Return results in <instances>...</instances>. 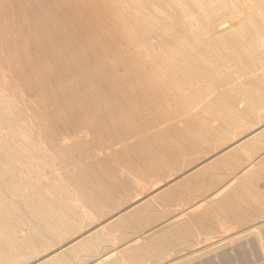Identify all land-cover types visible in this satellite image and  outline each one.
Wrapping results in <instances>:
<instances>
[{
  "label": "rangeland",
  "instance_id": "1",
  "mask_svg": "<svg viewBox=\"0 0 264 264\" xmlns=\"http://www.w3.org/2000/svg\"><path fill=\"white\" fill-rule=\"evenodd\" d=\"M0 47V264H264V0H0Z\"/></svg>",
  "mask_w": 264,
  "mask_h": 264
},
{
  "label": "bare ground",
  "instance_id": "2",
  "mask_svg": "<svg viewBox=\"0 0 264 264\" xmlns=\"http://www.w3.org/2000/svg\"><path fill=\"white\" fill-rule=\"evenodd\" d=\"M21 1V0H20ZM31 1V0H30ZM38 1V0H37ZM73 1H75V0H73ZM79 1V0H78ZM91 1V0H90ZM103 1V0H102ZM4 2V1H3ZM23 2V1H22ZM51 2V1H50ZM87 2V1H86ZM100 2H101V0H100ZM23 3H25V2H23ZM36 3V2H35ZM39 3V2H38ZM66 3V2H65ZM72 3V2H71ZM88 3V2H87ZM45 4V3H44ZM57 4V3H56ZM74 4V3H73ZM62 5V4H61ZM83 5V4H82ZM91 5H93V4H91ZM99 5V4H98ZM112 5V4H111ZM143 5V4H142ZM40 6V5H39ZM60 6V5H59ZM76 6V5H75ZM86 6V5H85ZM50 7V6H49ZM97 7V6H96ZM18 8V7H17ZM36 8V7H35ZM38 8V7H37ZM57 8H58V6H57ZM60 9L62 8V7H59ZM117 8V7H116ZM115 8V9H116ZM55 9H56V7H55ZM77 9V8H76ZM119 9V8H118ZM9 10V9H8ZM89 10V9H88ZM93 10V9H92ZM109 10V9H108ZM10 11V10H9ZM8 11V12H9ZM19 11H20V9H19ZM26 11V10H25ZM50 11V10H49ZM114 11V10H113ZM22 12V11H21ZM42 12V11H41ZM51 12V11H50ZM52 12H55V11H52ZM58 12V11H57ZM64 12V11H63ZM94 12H96V10L94 11ZM108 12V11H107ZM26 13H27V11H26ZM36 13V12H35ZM45 13V12H44ZM56 13V12H55ZM99 13V12H98ZM132 13V12H131ZM18 14V13H17ZM37 14V13H36ZM47 14V13H46ZM50 14H52V13H50ZM58 14V13H57ZM68 14V13H67ZM66 14V15H67ZM91 14H93V12L91 13ZM97 14V13H96ZM139 14V13H138ZM155 14V13H154ZM20 15V14H19ZM59 15H61V17H62V14L60 13ZM101 15V14H100ZM130 15V14H129ZM11 16V15H10ZM16 16V15H15ZM31 16V15H30ZM45 16V15H44ZM52 16V15H51ZM55 16H56V14H55ZM58 16V15H57ZM69 16V15H68ZM87 16V15H86ZM94 16V15H93ZM33 17V16H32ZM47 17V16H46ZM46 17H44V19H46ZM72 17V16H71ZM39 18H40V16H39ZM59 18V17H58ZM63 18V17H62ZM67 18V17H66ZM101 18V17H100ZM115 18V17H114ZM7 19V18H6ZM17 19V18H16ZM24 19V18H23ZM53 18L51 17V20H52ZM76 19V18H75ZM80 19V18H79ZM96 19V18H95ZM128 19V18H127ZM135 19H136V17H135ZM54 20V19H53ZM71 20V19H70ZM138 20H140V19H138ZM37 21H39V20H37ZM58 21H60V20H58ZM57 21V22H58ZM64 21V20H63ZM62 21V22H63ZM159 21V20H158ZM3 22V21H2ZM11 22V21H10ZM55 22V21H54ZM93 22V21H92ZM106 22V21H105ZM119 22V21H118ZM37 23V22H36ZM73 23V22H72ZM82 23V22H81ZM3 24V23H2ZM6 24V23H5ZM20 24V23H19ZM35 24V23H34ZM46 24V23H45ZM61 24V23H60ZM60 24H59V27L61 28V26H60ZM65 24V23H64ZM94 24V23H93ZM98 24V23H97ZM96 24V25H97ZM102 24V23H101ZM128 24V23H127ZM156 24V23H155ZM51 25V24H50ZM57 25V24H56ZM56 25H55V27H56ZM75 25V24H74ZM106 25V24H105ZM114 25V24H113ZM143 25V24H142ZM4 26V25H3ZM38 26H39V24H38ZM44 26V25H43ZM64 26V25H63ZM92 26V25H91ZM109 26V25H108ZM133 26V25H132ZM45 27V26H44ZM69 27V26H68ZM67 27V28H68ZM70 27H72V26H70ZM75 27V26H74ZM83 27V26H82ZM81 27V28H82ZM106 27V26H105ZM131 27V26H130ZM129 27V28H130ZM64 28V27H63ZM73 28V27H72ZM93 28V27H92ZM91 28V29H92ZM8 29V28H7ZM32 29V28H31ZM46 29V28H45ZM66 29V28H65ZM86 29V28H85ZM102 29V28H101ZM104 29V28H103ZM150 29V28H149ZM27 30V29H26ZM37 30V29H36ZM41 30V29H40ZM47 30V29H46ZM54 30H55V28H54ZM61 30H62V28H61ZM93 30V29H92ZM114 30V29H113ZM6 31V30H5ZM22 31V30H21ZM58 31V30H57ZM65 31V30H64ZM63 31V32H64ZM83 31V30H82ZM85 31V30H84ZM101 31V30H100ZM134 31V30H133ZM150 31V30H149ZM12 32V31H11ZM38 32V31H37ZM53 32V31H52ZM70 32V31H69ZM104 32H106V31H104ZM158 32V31H157ZM162 32V31H161ZM39 33V32H38ZM45 33V32H44ZM47 33H48V30H47ZM76 33V32H75ZM107 33V32H106ZM13 34V33H12ZM60 34V33H59ZM69 34V33H68ZM71 34V33H70ZM126 34V33H125ZM148 34V33H147ZM49 35V34H48ZM81 35V34H80ZM84 35V34H83ZM97 35H98V33H97ZM51 36V35H50ZM49 36V37H50ZM73 36V35H72ZM89 36V35H88ZM2 37H4V35L2 36ZM17 37V36H16ZM48 37V38H49ZM53 37V36H52ZM56 37V36H55ZM60 37V36H59ZM62 37V36H61ZM81 37V36H80ZM79 37V38H80ZM115 37V36H114ZM38 38V37H37ZM42 38V37H41ZM74 38H75V36H74ZM91 38V37H90ZM105 38V37H104ZM162 38V37H161ZM3 39V38H2ZM27 39H28V37H27ZM47 39V38H46ZM52 39V38H51ZM61 39V38H60ZM69 39V38H68ZM129 39V38H128ZM36 40V39H35ZM45 40V39H44ZM65 37L63 38V42L65 43ZM70 40H71V38H70ZM90 40V39H89ZM101 40V39H100ZM177 40V39H176ZM41 41V40H40ZM43 41V40H42ZM60 41V40H59ZM66 41H67V38H66ZM75 41V40H74ZM83 41H84V39H83ZM103 41V40H102ZM101 41V42H102ZM113 41V40H112ZM61 42H62V40H61ZM71 42V41H70ZM181 42V41H180ZM240 42V41H239ZM33 43V42H32ZM35 43V42H34ZM39 43V42H38ZM53 43H54V41H53ZM100 43V42H99ZM129 43V42H128ZM143 43V42H142ZM149 43V42H148ZM37 44V43H36ZM60 44V43H59ZM175 44V43H174ZM53 45V44H52ZM63 45V44H62ZM69 45V44H68ZM71 45V44H70ZM93 45V44H92ZM116 45V44H115ZM12 46V45H11ZM30 46V45H29ZM59 46V45H58ZM61 46V45H60ZM64 46H67V45H64ZM85 46V45H84ZM127 46V45H126ZM134 46V45H133ZM17 47V46H16ZM37 47V46H36ZM54 47V46H53ZM56 47V46H55ZM93 47V46H92ZM100 47V46H99ZM119 47V46H118ZM143 47V46H142ZM223 47V46H222ZM243 47V46H242ZM1 48V47H0ZM9 48V47H8ZM7 48V49H8ZM61 48V47H60ZM66 48V47H65ZM74 48V47H73ZM88 48V47H87ZM101 48V47H100ZM99 48V49H100ZM105 48H107V47H105ZM110 48V47H109ZM135 48V47H134ZM29 49V48H28ZM50 49V48H49ZM63 50H64V47L62 48ZM67 49V48H66ZM97 49V48H96ZM95 49V50H96ZM119 49V48H118ZM220 49V48H219ZM52 50V49H51ZM54 50H56V49H54ZM71 50V49H70ZM102 50H103V48H102ZM152 50V49H151ZM37 51V50H36ZM57 51V50H56ZM55 51V52H56ZM76 51V50H75ZM79 51V50H78ZM142 51V50H141ZM145 51V50H144ZM193 51V50H192ZM225 51V50H224ZM15 52V51H14ZM51 52V51H50ZM49 52V53H50ZM58 52V51H57ZM81 51H79V53H80ZM28 53V52H27ZM41 53V52H40ZM46 53V52H45ZM47 53H48V51H47ZM87 53H89V52H87ZM179 53V52H178ZM177 53V54H178ZM53 54V53H52ZM63 54V53H62ZM68 54V53H67ZM95 54V53H94ZM150 54V53H149ZM163 54V53H162ZM170 54V53H169ZM177 54H175V55H177ZM13 55H15V54H13ZM39 55H41V54H39ZM90 55V54H89ZM103 55V54H102ZM115 55V54H114ZM129 55V54H128ZM131 55V54H130ZM167 55V54H166ZM203 55V54H202ZM33 56V55H32ZM53 56V55H52ZM77 56V55H76ZM30 57V56H29ZM42 57V56H41ZM44 57V56H43ZM93 57V56H92ZM104 57V56H103ZM192 57V56H191ZM199 57V56H198ZM235 57V56H234ZM58 58V57H57ZM83 58H84V56H83ZM89 58V57H88ZM87 58V59H88ZM144 58V57H143ZM154 58V57H153ZM201 58V57H200ZM213 58V57H212ZM35 59V58H34ZM41 59V58H40ZM44 59V58H43ZM55 59V58H54ZM71 59V58H70ZM160 59V58H159ZM178 59V58H177ZM229 59V58H228ZM14 60V59H13ZM60 60H61V58H60ZM74 60V59H73ZM98 60V59H97ZM101 60V59H100ZM166 60V59H165ZM185 60V59H184ZM183 60V61H184ZM21 61V60H20ZM26 61V60H25ZM32 61H33V59H32ZM70 61V60H69ZM94 60H92V62H93ZM138 61V60H137ZM143 61V60H142ZM177 61V60H176ZM249 61V60H248ZM44 62V64H45V61H43ZM57 62H59V61H57ZM67 62H68V60H67ZM90 62V61H89ZM133 62V61H132ZM140 62H141V60H140ZM150 62V61H149ZM154 62V61H153ZM182 62V61H181ZM189 62V61H188ZM223 62V61H222ZM17 63V62H16ZM30 63V62H29ZM34 63V62H33ZM54 63V62H53ZM69 63V62H68ZM137 63V62H136ZM148 63V62H147ZM161 63V62H160ZM186 63V62H185ZM96 65H97V62L95 63ZM99 64V63H98ZM166 64V63H165ZM201 64V63H200ZM203 64V63H202ZM208 64V63H207ZM238 64V63H237ZM49 65V64H48ZM47 65V66H48ZM57 65V64H56ZM87 65V64H86ZM155 65V64H154ZM164 65V64H163ZM252 65V64H251ZM63 66V65H62ZM64 66H65V64H64ZM75 66V65H74ZM77 66V65H76ZM186 66H187V64H186ZM250 66V65H249ZM29 67V66H28ZM52 67V66H51ZM58 69H59V67L58 66H56ZM79 67V66H78ZM212 67V66H211ZM245 67V66H244ZM99 68V67H98ZM97 67L94 69V70H96V69H98ZM133 68V67H132ZM178 68V67H177ZM208 68V67H207ZM215 68V67H214ZM240 68H242V67H240ZM23 69V68H22ZM40 69V68H39ZM61 69H62V67H61ZM76 69V68H75ZM102 69V68H101ZM101 69H100V71H101ZM169 69V68H168ZM189 69H191V68H189ZM234 69V68H233ZM249 69H250V67H249ZM36 70V69H35ZM63 70V69H62ZM65 70V69H64ZM63 70V71H64ZM153 70V69H152ZM163 70V69H162ZM200 70V69H199ZM210 70V69H209ZM241 70V69H240ZM39 71V70H38ZM66 71V70H65ZM91 71V70H90ZM97 71V70H96ZM176 71V70H175ZM185 71V70H184ZM237 71V70H236ZM249 71V70H248ZM21 72V71H20ZM53 72V71H52ZM57 72V71H56ZM97 72H99V71H97ZM103 72V71H102ZM105 72V71H104ZM132 72V71H131ZM178 72V71H177ZM194 72V71H193ZM200 72V71H199ZM222 72V71H221ZM65 73V72H64ZM69 73V72H68ZM75 73H76V71H75ZM81 73V72H80ZM96 73V72H95ZM164 73V72H163ZM207 73V72H206ZM205 73V74H206ZM37 74V73H36ZM79 74V73H78ZM94 74V73H93ZM147 74V73H146ZM176 74V73H175ZM230 74V73H229ZM84 75V74H83ZM140 75V74H139ZM172 75V74H171ZM207 75V74H206ZM27 76H28V74H27ZM69 76V75H68ZM106 76V75H105ZM195 76V75H194ZM197 76V75H196ZM49 77V76H48ZM102 77V76H101ZM104 77V76H103ZM102 77V78H103ZM107 77V76H106ZM157 77V76H156ZM187 77V76H186ZM231 77H232V75H231ZM35 78V77H34ZM45 78V77H44ZM61 78V77H60ZM63 78V77H62ZM64 78H66V77H64ZM97 78V77H96ZM145 78V77H144ZM169 78V77H168ZM195 78V77H194ZM230 78V77H229ZM234 78V77H233ZM99 79V78H98ZM175 79V78H174ZM185 79V78H184ZM23 80V79H22ZM40 80V79H39ZM66 80V79H65ZM70 80V79H69ZM93 80H94V78H93ZM141 80V79H140ZM212 80V79H211ZM60 81V80H59ZM58 81V82H59ZM96 81V80H95ZM98 81V80H97ZM143 81H144V79H143ZM221 81V80H220ZM232 81V80H231ZM26 82H27V80H26ZM62 82V81H61ZM71 82V81H70ZM103 82V81H102ZM125 82V81H124ZM131 82V81H130ZM193 82V81H192ZM217 82V81H216ZM57 83V82H56ZM60 83V82H59ZM69 83V82H68ZM89 83V82H88ZM100 83V82H99ZM110 83V82H109ZM179 83V82H178ZM49 84V83H48ZM47 84V85H48ZM73 84V83H72ZM98 84V83H97ZM184 84V83H183ZM217 84V83H216ZM249 84V83H248ZM52 85V84H51ZM68 85V84H67ZM127 85V84H126ZM145 85V84H144ZM153 85V84H152ZM179 85V84H178ZM214 85V84H213ZM125 86V85H124ZM174 86V85H173ZM71 87H72V85H71ZM113 87V86H112ZM138 87V86H137ZM176 87V86H175ZM251 87H253V86H251ZM264 87V86H263ZM124 88V87H123ZM127 88H129V87H127ZM153 88V87H152ZM66 89V88H65ZM100 89V88H99ZM117 89H119V87L117 88ZM148 89V88H147ZM77 90V89H76ZM75 90V91H76ZM91 90V89H90ZM112 90V89H111ZM121 90V89H120ZM196 90V89H195ZM205 90V89H204ZM36 91V90H35ZM79 91V90H78ZM92 91V90H91ZM105 91V90H104ZM123 91V90H122ZM188 91V90H187ZM211 91V90H210ZM232 91V90H231ZM239 91V90H238ZM252 91V90H251ZM72 92V91H71ZM77 92V91H76ZM85 92V91H84ZM135 92V91H134ZM184 92V91H183ZM87 93V92H86ZM101 93V92H100ZM105 93V92H104ZM111 93V92H110ZM169 93V92H168ZM205 93V92H204ZM225 93V92H224ZM72 94V93H71ZM129 94V93H128ZM229 94V93H228ZM78 95H79V93H78ZM101 95H102V93H101ZM122 95V94H121ZM161 95V94H160ZM172 95V94H171ZM181 95V94H180ZM190 95V94H189ZM197 95V94H196ZM205 95V94H204ZM203 95V97H205ZM63 96V95H62ZM91 96H93V94L91 95ZM134 96V95H133ZM137 96V95H136ZM150 96V95H149ZM154 96V95H153ZM262 96V95H261ZM104 97H105V95H104ZM111 97H112V95H111ZM129 97V96H128ZM178 97V96H177ZM182 97V96H181ZM255 97V96H254ZM257 97V96H256ZM120 98V97H119ZM216 98H218V97H216ZM234 98V97H233ZM247 98H248V96H247ZM251 98V97H250ZM89 99V98H88ZM108 99V98H107ZM106 99V100H107ZM109 99H110V97H109ZM144 99V98H143ZM146 99V98H145ZM154 99V98H153ZM193 99V98H192ZM195 99V98H194ZM62 100V99H61ZM73 100V99H72ZM96 100V99H95ZM94 100V101H95ZM118 100V99H117ZM116 100V101H117ZM172 100V99H171ZM180 100V99H179ZM183 100V99H182ZM237 100V99H236ZM79 101H81V100H79ZM103 101V100H102ZM136 101H137V98H136ZM186 101H188V99L186 100ZM195 101V100H194ZM219 101V100H218ZM218 101H217V103H218ZM221 101V100H220ZM249 101H250V99H249ZM257 101V100H256ZM90 102V101H89ZM109 102V101H108ZM112 102V101H111ZM123 102V101H122ZM193 102V101H192ZM201 102V101H200ZM114 103V102H113ZM130 103V102H129ZM138 103V102H137ZM249 103V102H248ZM75 104V103H74ZM117 104V103H116ZM121 104V103H120ZM133 104V103H132ZM181 104V103H180ZM199 104V103H198ZM197 104V105H198ZM210 104V103H209ZM256 104V103H255ZM162 105V104H161ZM185 105V104H184ZM69 106V105H68ZM72 106V105H71ZM90 106V105H89ZM91 106H93V105H91ZM115 106V105H114ZM128 106V105H127ZM137 106V105H136ZM187 106H188V104H187ZM228 106V105H227ZM250 106V105H249ZM74 107V106H73ZM75 107H77V106H75ZM74 107V108H75ZM103 107V106H102ZM124 107V106H123ZM163 107V106H162ZM237 107V106H236ZM79 108H81L80 106H79ZM136 108V107H135ZM154 108V107H153ZM165 108V107H164ZM183 108V107H182ZM215 108V107H214ZM223 108V107H222ZM258 108V107H257ZM82 109V108H81ZM100 109V108H99ZM102 109V108H101ZM100 109V110H101ZM103 109H105V108H103ZM140 109V108H139ZM185 109V108H184ZM189 109V108H188ZM224 109V108H223ZM239 109V108H238ZM249 109V108H248ZM63 110V109H62ZM83 110V109H82ZM88 110V109H87ZM180 110V109H179ZM74 111V110H73ZM80 111V110H79ZM118 111V110H117ZM116 111V112H117ZM121 111H122V109H121ZM141 111V110H140ZM200 111V110H199ZM244 111V110H243ZM251 111V110H250ZM249 111V112H250ZM69 112V111H68ZM85 112V111H84ZM92 112V111H91ZM175 112V111H174ZM178 112V111H177ZM176 112V113H177ZM228 112V111H227ZM241 112V111H240ZM64 113H65V111H64ZM107 113V112H106ZM110 113V112H109ZM118 113V112H117ZM120 113V112H119ZM175 113V114H176ZM201 113V112H200ZM245 113V112H244ZM102 114V113H101ZM129 114V113H128ZM139 114V113H138ZM155 114V113H154ZM249 114V113H248ZM254 114V113H253ZM104 115V114H103ZM116 115V114H115ZM118 115V114H117ZM116 115V116H117ZM121 115V114H120ZM124 115H126V114H124ZM196 115V114H195ZM222 115V114H221ZM262 115V114H261ZM95 116V115H94ZM113 116V115H112ZM134 116V115H133ZM139 116V115H138ZM163 116V115H162ZM189 116V115H188ZM198 116V115H197ZM241 116V115H240ZM122 117V116H121ZM147 117V116H146ZM154 117V116H153ZM203 117V116H202ZM245 117V116H244ZM252 117V116H251ZM73 118V117H72ZM104 118V117H103ZM122 118H124V117H122ZM128 118V117H127ZM135 118V117H134ZM140 118V117H139ZM236 118V117H235ZM115 119V118H114ZM125 119V118H124ZM207 119V118H206ZM245 119V118H244ZM78 120V119H77ZM85 120V119H84ZM92 120V119H91ZM133 120V119H132ZM141 120V119H140ZM167 120H168V118H167ZM234 120V119H233ZM241 120V119H240ZM87 121V120H86ZM130 121V120H129ZM157 121V120H156ZM235 121V120H234ZM251 121H253V120H251ZM158 122V121H157ZM160 122V121H159ZM179 122V121H178ZM229 122V121H228ZM71 123V122H70ZM84 123V122H83ZM180 123V122H179ZM186 123V122H185ZM234 123V122H233ZM260 123V122H259ZM67 124V123H66ZM72 124V123H71ZM98 124V123H97ZM163 124V123H162ZM188 124V123H187ZM192 124H193V122H192ZM250 124V123H249ZM131 125V124H130ZM197 125V124H196ZM243 125V124H242ZM100 126V125H99ZM135 126V125H134ZM101 127V126H100ZM122 127V126H121ZM169 127V126H168ZM50 128V127H49ZM95 128V127H94ZM173 128V127H172ZM177 128V127H176ZM175 128V129H176ZM191 128V127H190ZM84 129V128H83ZM219 129V128H218ZM86 130V129H85ZM97 130V129H96ZM124 130V129H123ZM181 130V129H180ZM196 130V129H195ZM243 130V129H242ZM116 131V130H115ZM170 131V130H169ZM173 131V130H172ZM222 131V130H221ZM136 132V131H135ZM171 132V131H170ZM194 132V131H193ZM51 133V132H50ZM202 132H200V134H201ZM79 134H80V131H79ZM100 134V133H99ZM149 134V133H148ZM155 134V133H154ZM197 134H198V132H197ZM262 134V133H261ZM53 135V134H52ZM115 135H117V134H115ZM122 135V134H121ZM163 135V134H162ZM172 135V134H171ZM176 135V134H175ZM227 135V134H226ZM45 136H46V134H45ZM80 136V135H79ZM132 136V135H131ZM54 137V136H53ZM95 137V136H94ZM103 137V136H102ZM110 137V136H109ZM116 137V136H115ZM153 137V136H152ZM172 137V136H171ZM263 137H264V135H263ZM145 138V137H144ZM148 138V137H147ZM169 138V137H168ZM177 138V137H176ZM175 138V139H176ZM50 139V138H49ZM206 139V138H205ZM262 139V138H261ZM260 139V140H261ZM47 140V139H46ZM54 140V139H53ZM97 140V139H96ZM148 140V139H147ZM186 141V140H185ZM216 141V140H215ZM157 142V141H156ZM258 142V141H257ZM151 143V142H150ZM56 144H57V142H56ZM180 144V143H179ZM250 144V143H249ZM78 145V144H77ZM88 145V144H87ZM151 145V144H150ZM155 145V144H154ZM206 145V144H205ZM157 146V145H156ZM185 146V145H184ZM155 147V146H154ZM256 147V146H255ZM69 148V147H68ZM142 148V147H141ZM153 148V147H152ZM158 148V147H157ZM162 148V147H161ZM164 148V147H163ZM156 149V148H155ZM172 149H173V147H172ZM79 150V149H78ZM88 150H89V148H88ZM178 150V149H177ZM241 150V149H240ZM81 151V150H80ZM137 151V150H136ZM149 151V150H148ZM173 151V150H172ZM191 151H193V150H191ZM158 152V151H157ZM178 152V151H177ZM258 152V151H257ZM81 153V152H80ZM182 153V152H181ZM196 155V154H195ZM90 156V155H89ZM150 158V157H149ZM156 158V157H155ZM140 159V158H139ZM157 159V158H156ZM191 160V159H190ZM166 161V160H165ZM223 161V160H222ZM226 161V160H225ZM227 162V161H226ZM168 163V162H167ZM171 163V162H170ZM137 164H138V162H137ZM159 164V163H158ZM141 165V164H140ZM213 166V165H212ZM216 166V165H215ZM173 169V168H172ZM204 169V168H203ZM174 170V169H173ZM255 171V170H254ZM109 172H111V171H109ZM176 172V171H175ZM149 173V172H148ZM263 173V172H262ZM108 174V173H107ZM79 175V174H78ZM144 175V174H143ZM96 176V175H95ZM115 176V175H114ZM79 177V176H78ZM96 178H98V177H96ZM86 179V178H85ZM193 179V178H192ZM73 180V179H72ZM263 180V179H262ZM78 181V180H77ZM92 181H94V180H92ZM72 182H74V181H72ZM88 182V181H87ZM90 183V182H89ZM94 183V182H93ZM98 184V183H97ZM80 187V186H79ZM168 187V186H167ZM85 188V187H84ZM94 188V187H93ZM201 188V187H200ZM96 189H98V188H96ZM94 191V190H93ZM256 191H258V190H256ZM95 192V191H94ZM227 192V191H226ZM84 193V192H83ZM91 193V192H90ZM103 193V192H102ZM101 193V194H102ZM202 194V193H201ZM224 194H225V192H224ZM104 195V194H103ZM91 197V196H90ZM106 197V196H105ZM180 197V196H179ZM178 197V198H179ZM88 198V197H87ZM103 198V197H102ZM183 198V197H182ZM263 198V197H262ZM112 199V198H111ZM110 199V200H111ZM99 200V199H98ZM160 200V199H159ZM163 202V201H162ZM100 203V202H99ZM105 203V202H104ZM101 204V203H100ZM114 205V204H113ZM95 206V205H94ZM93 206V207H94ZM201 206V205H200ZM96 207V206H95ZM242 207V206H241ZM112 208V207H111ZM145 208V207H144ZM145 213V212H144ZM132 214V213H131ZM130 216V215H129ZM138 216V215H137ZM142 216V215H141ZM132 217V216H131ZM130 217V218H131ZM142 219V218H141ZM138 221V220H137ZM249 221V220H248ZM125 223H127V222H125ZM236 224V223H235ZM142 225V224H141ZM149 225V224H148ZM112 226V225H111ZM114 228V227H113ZM117 232V231H116ZM177 236V235H176ZM91 244V243H90ZM159 246V245H158ZM85 247V246H84ZM79 249V248H78ZM86 249V248H85ZM82 251V250H81ZM141 252V251H140ZM80 254V253H79Z\"/></svg>",
  "mask_w": 264,
  "mask_h": 264
}]
</instances>
